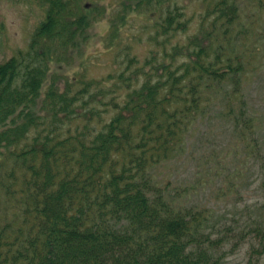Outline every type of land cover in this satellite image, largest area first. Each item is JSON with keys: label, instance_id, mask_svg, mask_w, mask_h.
<instances>
[{"label": "trees", "instance_id": "obj_1", "mask_svg": "<svg viewBox=\"0 0 264 264\" xmlns=\"http://www.w3.org/2000/svg\"><path fill=\"white\" fill-rule=\"evenodd\" d=\"M41 1L45 16L26 48L0 64V264H221L233 231L182 203L156 169L212 115L254 152L236 49L252 14L242 23V0H196L197 32L173 44L189 27L185 5L121 0L108 37L129 16L152 15L147 56H125L106 80L51 74L44 89L50 65L70 62L102 11ZM247 2L264 9V0ZM242 232L257 240L248 264H258L264 222Z\"/></svg>", "mask_w": 264, "mask_h": 264}, {"label": "rangeland", "instance_id": "obj_2", "mask_svg": "<svg viewBox=\"0 0 264 264\" xmlns=\"http://www.w3.org/2000/svg\"><path fill=\"white\" fill-rule=\"evenodd\" d=\"M120 1L84 0L85 7L96 6L102 14L92 20L85 43L78 52L71 53L69 63L50 65L44 89L51 74L69 81L80 77L106 80L123 69L125 56L140 61L147 56L151 47L146 37L153 32L152 15L129 16L125 25L118 26L117 38L108 37L109 21ZM177 2L185 5L190 23L187 32L178 34L173 44L197 32L199 13L203 11L196 0ZM239 9L242 23L245 14L253 17L245 39L236 42V49L244 62L242 89L255 117L256 133L251 138L254 152L248 153L227 126L212 115L209 123L193 128L179 152L156 169L160 181L167 183L182 203L206 210L210 221L221 227L218 231H233L234 238L226 239L217 252L221 264H248L251 243L258 248V242L242 231L264 222V9L257 12L247 0L241 1ZM44 16L41 0H0V64L26 48ZM211 238L218 236L213 233ZM258 264H264V255Z\"/></svg>", "mask_w": 264, "mask_h": 264}]
</instances>
